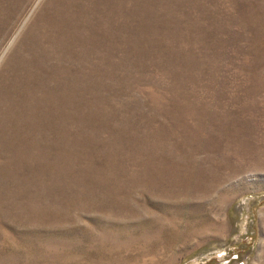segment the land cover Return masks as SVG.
I'll list each match as a JSON object with an SVG mask.
<instances>
[{
  "label": "rangeland",
  "instance_id": "obj_1",
  "mask_svg": "<svg viewBox=\"0 0 264 264\" xmlns=\"http://www.w3.org/2000/svg\"><path fill=\"white\" fill-rule=\"evenodd\" d=\"M0 264H264V0H0Z\"/></svg>",
  "mask_w": 264,
  "mask_h": 264
}]
</instances>
